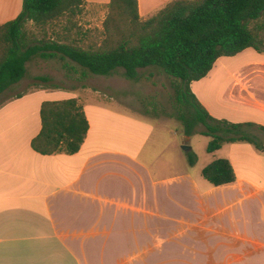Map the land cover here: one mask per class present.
Listing matches in <instances>:
<instances>
[{
  "label": "crops",
  "instance_id": "0c3cea01",
  "mask_svg": "<svg viewBox=\"0 0 264 264\" xmlns=\"http://www.w3.org/2000/svg\"><path fill=\"white\" fill-rule=\"evenodd\" d=\"M138 1L148 18L171 0ZM23 2L0 0V24L15 19ZM49 34L38 36L67 43L85 36L65 27L62 40ZM38 58L51 59L34 56L27 73ZM218 64L225 79H205ZM58 73L34 78L50 82ZM10 88L0 93V264H264V148L227 143L230 155L245 152L227 158L237 180L215 186L203 168L193 169L190 156L172 157L171 123L162 116L122 110L77 87L45 83L7 97ZM191 89L212 116L253 123L246 130L264 146V51L249 47L220 57ZM70 98L90 123L81 149L36 151L43 103Z\"/></svg>",
  "mask_w": 264,
  "mask_h": 264
},
{
  "label": "trees",
  "instance_id": "16d2710c",
  "mask_svg": "<svg viewBox=\"0 0 264 264\" xmlns=\"http://www.w3.org/2000/svg\"><path fill=\"white\" fill-rule=\"evenodd\" d=\"M85 0H24L20 14L0 24V93L21 81L27 62L36 55L62 59L67 74L79 72L109 76L123 69L129 80H139L140 70L156 67L174 79L175 116L186 136L203 125L211 137L207 151L225 143L249 142L259 149L260 140L246 130L253 123L218 119L199 101L191 83L205 77L222 56L246 48L264 51V0H171L148 18H142L138 0H110L98 46L40 39L28 24L44 28L62 18L76 16ZM252 23L256 24L253 28ZM150 75H153L152 73ZM45 78V77H44ZM49 81L50 79H37ZM42 129L32 141L42 154L78 152L90 123L77 98L46 101L41 109ZM191 165L196 156L190 157ZM213 185L237 180L233 164L217 158L202 170Z\"/></svg>",
  "mask_w": 264,
  "mask_h": 264
},
{
  "label": "rangeland",
  "instance_id": "374dc122",
  "mask_svg": "<svg viewBox=\"0 0 264 264\" xmlns=\"http://www.w3.org/2000/svg\"><path fill=\"white\" fill-rule=\"evenodd\" d=\"M108 14V5L101 7L98 5H92L87 7L83 5L82 11L77 13L76 16L71 19L65 17L52 24L46 25L44 28L33 24H28V28L33 30L37 35H40L42 30H47L48 34L54 36L55 39H61L59 33L65 28L72 30V34L76 36L77 31L84 33V39L81 42L75 38L67 39L68 43H76L84 48L90 46H98L103 38V22ZM264 23V18L259 22ZM254 28L256 24L252 23ZM50 36V34H49ZM52 38V37H51ZM74 39V41H72ZM230 59V62H236L235 58ZM229 62V63H230ZM27 78L21 80L18 84L13 85L10 88V94L17 92H27L35 89L40 84H57L67 88L77 87L79 91L83 93L91 92L95 94L94 99L97 101L105 100L117 106L118 108L139 114H151L155 116H162L164 119L171 123V154L172 157L186 155L190 157L196 156V163L193 166L195 171H200L209 162L212 153L207 151V145L211 140V137L202 132L205 130L203 125L196 127L194 134L190 135V138L183 133L182 122L175 116L176 111V94L174 89L175 81L168 76L164 71L156 67H148L142 69L141 77L139 80H129L123 77V72H117L110 77H102L100 75H89L84 80L80 79H65L64 77H78L79 72H73L67 74L66 70L62 66V60L57 58L51 59H33L28 64ZM58 71V74L54 75L55 79H51L50 82L39 81L34 78L37 74H47L50 71ZM119 71H123L120 69ZM153 75H150V74ZM213 75L221 76V79H225L220 64H218L212 74L205 79H211ZM84 84V86H82ZM221 87V84L217 82L215 88ZM208 102L210 96L207 97ZM253 133L258 131L253 130ZM184 135V137H183ZM258 135V134H257ZM177 143H181V148L177 146ZM183 145L191 147V150H186ZM230 145L225 144L224 148L217 154L219 158H235L236 155L243 154V149L234 150L230 155ZM238 168V172L241 173V169Z\"/></svg>",
  "mask_w": 264,
  "mask_h": 264
},
{
  "label": "water",
  "instance_id": "95a60500",
  "mask_svg": "<svg viewBox=\"0 0 264 264\" xmlns=\"http://www.w3.org/2000/svg\"><path fill=\"white\" fill-rule=\"evenodd\" d=\"M183 148L186 149V150H188V149H190L191 147H189V146H187V145H183Z\"/></svg>",
  "mask_w": 264,
  "mask_h": 264
}]
</instances>
